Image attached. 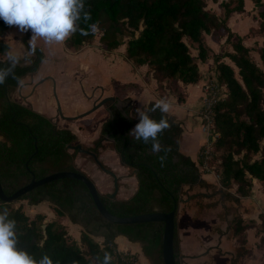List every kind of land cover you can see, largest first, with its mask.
I'll use <instances>...</instances> for the list:
<instances>
[{
    "label": "trees",
    "instance_id": "trees-1",
    "mask_svg": "<svg viewBox=\"0 0 264 264\" xmlns=\"http://www.w3.org/2000/svg\"><path fill=\"white\" fill-rule=\"evenodd\" d=\"M252 2L259 17L258 30L264 32V0ZM85 3L92 19L87 23L81 19L80 27L87 29L89 24L98 23L99 31L87 36L77 32L64 42L65 47L79 50L84 44L91 43L98 33L99 43L105 50H113L124 43L125 56L135 65L147 64L146 73L155 79L158 90L164 80L196 83L202 77L199 61L212 56L215 70L213 79L225 92L213 105L212 130L217 135L211 140V153L207 160L203 157V145L196 159L179 149L181 123L166 114L171 127L160 136V141L171 151L161 167L157 155L151 151V144L136 141L129 135L138 122V111H148L156 101L152 100L139 108L131 104L127 96L122 99L129 101L123 107L129 118L123 157L127 161L149 164L177 203L184 193L183 185L198 183L209 189L208 196L218 195L217 199L199 205L212 207L221 202L225 213L231 214L226 229L232 231L238 247L233 260L247 253L245 230L253 225L254 220L244 218L237 211V205L241 196L250 193L254 179L264 183V37L257 46L259 64L251 56L250 47L243 42L244 35L236 33L228 25L232 11L244 10V0H220L218 4L223 8L221 15L208 8L206 0H85ZM8 27L0 20V53L8 50L5 39ZM205 34L214 40L225 36L224 42L230 48L212 50L206 43ZM29 37L30 30L21 37L26 49ZM187 39L195 44L196 54L190 51ZM40 49L38 46L29 63L21 62L16 67L15 72L20 79L24 74L37 70L44 56ZM224 57L232 63L225 61ZM6 60L0 58V67L7 66ZM17 85V81L11 77L0 85V181L7 194L27 183L32 176L25 161L35 149L34 137L37 151L30 157L28 167L36 178L62 169L82 171L74 164L78 149L69 152L67 148L68 143H75L76 133L70 128L58 127L50 117L12 99L11 92ZM125 87L139 88L134 82L127 83ZM109 102L110 106L106 109L109 115L102 122L89 150L97 153L101 140L113 136L116 139L113 146L120 160L135 171L137 187L129 197L113 200L109 198V193L99 192L101 200L117 215L169 211L173 207V198L157 182L151 168L123 159L122 134L126 117L113 101L109 100L105 105ZM150 115L156 120L161 118L159 110ZM89 119L84 122H91ZM210 170L218 175L216 183L204 177L197 178ZM200 195L207 194L194 192L187 194V197ZM19 199H26L31 204L50 201L58 215H66L82 226L80 242L58 217L44 220V212L29 216L20 205L11 207ZM226 201L233 204L227 205ZM4 208L9 210V218L16 221L18 247L37 260L47 254L60 264H73L74 261L76 264H99L95 258L109 251L113 264H123L121 257L129 254L118 250L115 240L118 235H123L131 241H138L143 254L153 258L156 264H163V221L116 223L107 220L96 208L86 185L77 178L63 177L48 181L9 202L0 199V210ZM97 232L103 237L101 242L92 236ZM173 249L178 258L176 214Z\"/></svg>",
    "mask_w": 264,
    "mask_h": 264
},
{
    "label": "crops",
    "instance_id": "crops-1",
    "mask_svg": "<svg viewBox=\"0 0 264 264\" xmlns=\"http://www.w3.org/2000/svg\"><path fill=\"white\" fill-rule=\"evenodd\" d=\"M246 2L247 0H244L245 6ZM252 5L253 4H250V6ZM252 8L251 10L254 11ZM244 11L245 10L241 12L232 11L230 13L228 17V25L231 29L233 27L231 26L230 20L234 22V20L238 19L236 18L237 15L240 19H242L239 15L244 13ZM13 27L14 26H9L5 34V39L8 43V50L11 49L14 52L22 53L26 51V47L21 41V37L25 32L13 31ZM220 37V41L224 42L225 36ZM30 38L31 31L29 39ZM211 40L213 42H217V40L212 38ZM96 42L97 45L87 43L84 44L79 50H71L75 53L72 58L67 56L65 52H63L64 50L58 49L63 54L58 56L57 53V55L55 54L53 56V59L61 60L64 58H69L72 63L78 62L80 67L83 66V68L89 69L91 63L88 62V56L92 55L94 50H97L98 53L102 55L100 58L102 57L101 59L103 60L108 59V65H111L113 68L112 73H110L107 78L109 79L107 84L109 92L106 94V96H115V94L118 93L117 89H119L121 94L129 97L130 101L135 103L139 108L152 100L157 101L161 98H166L172 106L169 113L167 114L180 121L182 126V132L179 136V149L183 153L191 156L193 159H196L199 150L205 141V135L200 126V118L197 112L201 105V98L204 93L202 85L207 78L213 79L214 77L215 70L212 56L210 55L204 61H199L200 70L201 65L206 67L205 72L208 77H201L196 83H183L182 81L178 80V85L181 87V97L179 99L178 93L175 94L174 92L172 93L166 91L163 96L159 94L158 89H156V81L152 75L150 74L148 78L146 77L147 64L135 65L133 63L129 64L126 62L125 59L128 58L124 54V43L120 44L113 50H105L103 48L101 50L99 48V46H101L99 40L97 39ZM243 42H246L245 38L243 39ZM206 43L212 48V50H214L210 42L206 40ZM37 44L43 49V59H45L48 54L47 49L45 48L47 45H45L42 40H38ZM48 47L51 50V46ZM63 47L64 49L66 48L64 44ZM51 52L53 53L52 50ZM5 53H0V58H7ZM227 59V57H224L225 61H228ZM133 65L135 69H133ZM202 71L203 70H201V73ZM136 74L140 76V79L138 81L131 80L130 78H132L133 75L136 76ZM25 75L26 74L23 76ZM23 76L20 79L21 82L17 86L21 99H12L17 100L18 102H21L32 109L50 117L58 127L70 128L76 133V135L78 133L77 131L80 130V126H82L84 123L82 122L83 119L85 120L92 118L94 115H97L101 109H103L102 112H105V114L101 112L102 114L99 117L93 119L92 122H85L81 129L84 131L85 125L95 123V125H97V129H95L96 134L90 138V142L93 141L100 131L102 122L108 116L105 104H102L103 108H99L101 106L100 105L99 107L92 109V105L97 98L96 91H83L85 100L82 99L80 105H82L81 108H86V110L72 115L70 113H66V111H63L61 107L60 109L52 107L49 102L42 100L40 94L33 93L31 89L37 87L40 81L33 82V79L27 80L28 78H23ZM132 82L136 83L139 88L135 89L133 87H125L127 83ZM122 86L125 89L121 88ZM123 90H125L127 93H123ZM102 161L105 162L107 159L105 158ZM215 175L217 174L213 170H210L208 172L202 173L200 178L204 177L207 181L216 183L218 178L216 180L214 178ZM127 179L129 178L123 177L120 179V182L126 181ZM95 184L99 192L109 193L110 190L107 188V184L103 181L99 184L96 182ZM185 186L188 185H183L184 189ZM192 186L193 189L190 190V194L194 192H205L207 195L193 197L184 196L178 201L176 209V231L178 235L179 247V256L177 260L179 264H264V183L260 180L254 179L250 193L240 197V203L237 205V211L244 218L253 219L254 223L253 225L248 226L245 230V247L248 249L247 253L237 256L235 260H233V257L236 256V250L238 247L232 235V231L230 229H226L227 219L231 217V214L225 213L221 202L212 207H201L199 205L200 203L205 204L206 202L215 200L218 198V195L213 197L208 196L209 190L201 187L198 183H195ZM136 187L137 185H135L133 191L129 193V187H126L124 184L119 185L116 192V198L129 197L135 191ZM225 203L227 205L233 204L231 201H226ZM202 212L205 213V215H200ZM200 216L203 217L200 218ZM117 239H120L124 245H128L127 238L125 236L118 235L115 238L116 242ZM119 249H122V247H119ZM211 260H213V262H211Z\"/></svg>",
    "mask_w": 264,
    "mask_h": 264
},
{
    "label": "rangeland",
    "instance_id": "rangeland-1",
    "mask_svg": "<svg viewBox=\"0 0 264 264\" xmlns=\"http://www.w3.org/2000/svg\"><path fill=\"white\" fill-rule=\"evenodd\" d=\"M218 0H206V6L210 9H212L215 12H219V14H223V8L217 3ZM219 2V1H218ZM250 2V3H249ZM250 4L254 3L252 0H247L246 6L244 4V13H241L239 16L242 18L240 19L238 15L236 16V20L231 21V26L233 27L232 30H234L238 34H243L244 38L246 39L245 44H247L250 47V54L255 59L257 63L260 64V57L257 52V46L260 44L264 37V32L258 30V21L259 17L256 11V7L253 5L250 6ZM253 7V8H252ZM254 9L253 10H251ZM13 31H20L17 27H13ZM99 33L95 36L94 40L90 44L97 45L96 40L98 39ZM205 38L208 42H210L211 46L216 51H223L228 48H230V45L228 43L222 42L221 37L219 36L217 39V42H213L211 38L208 36V34H205ZM223 38V37H222ZM187 42L189 44L190 51L193 54H196V48L195 44L192 43L187 39ZM47 49V56L43 61L41 62L39 68L35 72H31L26 74L24 77H27L29 79H33V82L40 81L38 86L35 88H32L31 91L36 94H40L42 97V100L47 101L51 104L52 107L56 109H61L63 111H66V113H70L72 115H75L77 113H80L81 111L86 110L81 108L82 105H80V102L85 100L83 91H89L92 92L96 91L97 98L94 103L99 101L102 97L106 96V94L109 92L108 89V82L109 79L108 75L112 73L113 68L111 65H108V59L103 60L100 58V53H98L97 50H94V53L92 55L88 56V62L91 63L90 68H83L78 65V62H73L69 60V58H64L61 60H55L53 59V56L58 53V56H61L63 53L59 51L58 49L64 50L65 54L67 56H70L71 58L75 54L71 50L64 49L63 44L61 45H52L51 52L50 48L48 46H45ZM99 48L102 50V47L99 46ZM72 55V56H71ZM103 60V61H102ZM126 62L129 64H132V62L129 59H125ZM228 62L232 63L229 59H227ZM133 69H135L133 65ZM148 69V66L146 67V71ZM202 71V77H208L206 75V67L201 65ZM150 75L146 73V77L148 78ZM133 81H138L140 79V76L136 74V76L133 75L132 78H130ZM210 80L215 81L214 79L207 78L204 83L209 82ZM97 83V84H95ZM203 83V84H204ZM178 80L172 79V80H164V82L159 87L160 90L159 94L163 96L166 91L168 92H174L175 94H179L181 97V87L178 85ZM18 86V85H17ZM13 88L11 92V98L14 99H21L19 95V89L18 87ZM125 89L123 86L121 87ZM203 88V85H202ZM117 97L121 100L124 99L126 96L121 94L120 90L117 89ZM220 92L224 93L225 89L223 87L220 88ZM123 93H127L125 90H123ZM135 104V103H131ZM136 105V104H135ZM93 106V105H92ZM137 106V105H136ZM99 108H103V105H101ZM68 111V112H67ZM103 109L97 114L94 115L91 119H89L91 122L93 119L99 117L102 113L105 114V112H102ZM102 112V113H101ZM84 122V119L83 121ZM85 123V122H84ZM83 123V124H84ZM82 126H80V130L77 131V139L75 143L79 142L82 144L83 147L88 148L93 145V141L90 142L91 136L96 134L95 129H97V125L89 124L85 125L84 131H82ZM201 126V125H200ZM134 127V126H133ZM132 127V128H133ZM202 128V127H201ZM204 132L205 138L208 137V134ZM79 134V135H78ZM203 150V149H202ZM68 151L71 152L72 149L68 148ZM211 149L209 152L203 156L205 161L207 160V157L210 155ZM97 156L99 160L102 162L103 166L105 168H110L116 175H117V183L119 185H125L126 187H129L130 190L129 193L133 191V188L135 185H137V178L134 174V169L130 166L122 164L120 161L119 155L117 151L114 149L113 142L109 139H103L101 140V146L97 149ZM204 155V153H203ZM105 156V157H104ZM107 159V161L103 162V159ZM110 166H109V164ZM74 164L77 168L84 171L88 176L91 177V179L94 181V183H100L104 182L107 184V188L111 192L114 188L113 185V177L110 173L106 172L104 169H102L97 162L94 160L91 154L84 152V151H76L74 156ZM206 164V163H205ZM207 166V165H206ZM129 178L126 181H121V178ZM214 178L217 180L218 175H215ZM96 185V184H95ZM193 189V186H185V189L183 187L184 193L182 197H186L187 194L190 193V190ZM209 190V189H208ZM117 195L115 196V198ZM20 205L22 209L29 215L33 216L36 212H44L45 219L48 220L49 218L58 217L61 222H63L66 225L67 230L72 234L79 242H80V232L83 229L82 226L79 223L72 222L66 215H58L53 205L48 200L40 201L37 204H31L26 199H19L17 201H14L11 204V207H16ZM262 214V213H261ZM200 215H205V213H200ZM264 215V212H263ZM203 216H200V218ZM93 238L97 240L98 242H101L103 240V237L97 232L95 234H92ZM117 246L122 247V249L118 250L122 251L123 253L129 254L133 260L137 262V264H156L153 258H148L145 256L141 249V244L138 241H131L127 239L128 245H124L123 242H121L120 239H117ZM83 246V244H81ZM213 262V260H211ZM92 264H96L93 262Z\"/></svg>",
    "mask_w": 264,
    "mask_h": 264
},
{
    "label": "clouds",
    "instance_id": "clouds-1",
    "mask_svg": "<svg viewBox=\"0 0 264 264\" xmlns=\"http://www.w3.org/2000/svg\"><path fill=\"white\" fill-rule=\"evenodd\" d=\"M81 19L86 23L92 19L86 10L85 0H0V20L10 27H17L21 32L31 31L26 51H6L7 66L0 67V85H4L10 77L19 85L21 80L15 69L21 62H30L38 50V40L47 46L61 45L77 32L87 36L99 31L98 23L89 24L87 29L81 28ZM171 107L166 98H161L148 111H138V122L129 132L136 141L151 144V151L157 155L161 167L165 165L171 151L160 141V136L171 127L166 116ZM157 110L161 113L159 120L150 115ZM18 243L16 221L9 218V210L4 208L0 210V264H60L47 254L37 260L26 250L20 249ZM95 260L99 264H113L109 251H104L103 256H97Z\"/></svg>",
    "mask_w": 264,
    "mask_h": 264
},
{
    "label": "water",
    "instance_id": "water-1",
    "mask_svg": "<svg viewBox=\"0 0 264 264\" xmlns=\"http://www.w3.org/2000/svg\"><path fill=\"white\" fill-rule=\"evenodd\" d=\"M113 101L115 106L118 108V110L126 117V124L123 128V134H122V157H123V147H124V140H125V133L127 130V126L129 123V118L127 113L123 110V106L127 105L129 101H123L118 97H115L113 95H107L102 97L99 101L93 104L92 109H95L99 107L102 104H105L107 101ZM91 109V110H92ZM34 145L35 149L30 154V156L25 161L26 168L30 171L32 174L30 180L25 183L24 185L18 187L11 193H6L2 187L1 181H0V199L4 202H9L11 200H14L18 198L20 195L25 193L26 191L41 185L43 183H46L48 181L63 178V177H74L79 180H81L86 187L88 188V191L94 201V204L98 211L101 213L103 217H105L107 220L116 222V223H135V222H145V221H163V232H162V242H161V254H162V260L163 264H179L177 258L174 255V249H173V242H174V227H175V214L177 209V201L174 198L173 194L159 181L155 171L152 169V167L144 162H131L127 161L126 159H123L131 164H145L149 166L157 180V182L167 191L173 198V207L169 211H161V210H154L149 212H141L137 214H129V215H117L111 212L107 206L103 203V201L100 198L99 191L94 183V181L85 173L82 171L77 170H71V169H62V170H56L49 174H46L44 176H41L39 178H36L33 171L29 169L28 167V161L30 157L37 151V144H36V138L34 137ZM67 148L71 149H78V151H84L92 155L94 160L97 162V164L104 169L105 171L109 172L113 177V185L114 188L111 192H109V198L115 199V195L118 189V183H117V175L112 171L105 168L102 164V162L99 160L97 154L89 150L88 148H85L82 146L81 143H68ZM198 179H200V175L197 176Z\"/></svg>",
    "mask_w": 264,
    "mask_h": 264
},
{
    "label": "built area",
    "instance_id": "built-area-1",
    "mask_svg": "<svg viewBox=\"0 0 264 264\" xmlns=\"http://www.w3.org/2000/svg\"><path fill=\"white\" fill-rule=\"evenodd\" d=\"M220 88L221 86L213 80L204 83L202 88L204 93L202 95L201 105L197 113L200 118L202 131H205L208 134V137L205 138L203 143L204 156L211 149V140L217 135V133L212 130L214 115L213 105L221 96L224 95V93L220 92ZM121 258L123 260V264H137V262L133 260L131 256H122Z\"/></svg>",
    "mask_w": 264,
    "mask_h": 264
},
{
    "label": "flooded vegetation",
    "instance_id": "flooded-vegetation-1",
    "mask_svg": "<svg viewBox=\"0 0 264 264\" xmlns=\"http://www.w3.org/2000/svg\"><path fill=\"white\" fill-rule=\"evenodd\" d=\"M110 104V102L109 103H107L106 105H105V108L106 109H108V106H110L109 105ZM124 106H126V105H124ZM123 106V107H124ZM107 112H108V115H109V111L107 110ZM119 132V130L117 131V133ZM104 139H109V140H111L112 142H113V144H114V142H116V139L113 137V136H106ZM121 161V160H120ZM121 162H123V161H121ZM108 170H111L110 168H107ZM107 172V171H106ZM109 173V172H108Z\"/></svg>",
    "mask_w": 264,
    "mask_h": 264
}]
</instances>
